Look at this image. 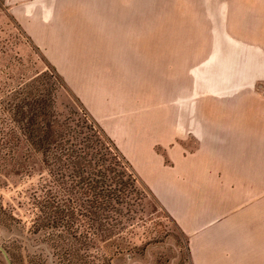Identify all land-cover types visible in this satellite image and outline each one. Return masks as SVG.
Here are the masks:
<instances>
[{
  "label": "crops",
  "instance_id": "1",
  "mask_svg": "<svg viewBox=\"0 0 264 264\" xmlns=\"http://www.w3.org/2000/svg\"><path fill=\"white\" fill-rule=\"evenodd\" d=\"M97 2L6 0L188 236L192 264H264V187L227 183L232 176L206 147L189 151L183 141L200 137L193 109L163 105L149 82L161 68L209 66L248 55L264 60V0H171L177 10L169 19L195 20L193 32L180 33L171 21L162 29L161 11L152 12L148 18L154 21L145 27V11L99 16ZM194 34L200 38L188 37Z\"/></svg>",
  "mask_w": 264,
  "mask_h": 264
},
{
  "label": "trees",
  "instance_id": "2",
  "mask_svg": "<svg viewBox=\"0 0 264 264\" xmlns=\"http://www.w3.org/2000/svg\"><path fill=\"white\" fill-rule=\"evenodd\" d=\"M11 18L19 31L15 46L25 42L37 60L0 37V183L11 175L36 178L30 237H42L58 264H113L120 254L168 240L173 233L164 218L180 234L177 242L183 238L176 247L192 264L188 236ZM1 209L0 223L9 226L13 217Z\"/></svg>",
  "mask_w": 264,
  "mask_h": 264
},
{
  "label": "rangeland",
  "instance_id": "3",
  "mask_svg": "<svg viewBox=\"0 0 264 264\" xmlns=\"http://www.w3.org/2000/svg\"><path fill=\"white\" fill-rule=\"evenodd\" d=\"M96 6L99 16L112 10L145 11V27L152 25L154 20L148 16H153L154 11L162 12V18L157 20L162 29H168L170 21L177 23L179 33L193 32L196 26L193 19H169L170 11L177 10L175 4L171 7V0H98ZM11 17L15 18L6 0L4 3L0 0V37L7 46L16 48L24 57L32 59V63L35 62L37 55L28 44L21 42L15 46L19 31ZM188 37L200 38L195 34ZM254 57L216 60L209 66L161 68V74L151 76L149 82L156 84L163 105L176 102L179 110L193 109L194 130L200 137L193 135L183 141L189 151H196L203 145L212 158H218L216 165L232 176L225 178V182L239 187L263 188L264 64L260 63L264 60H250ZM244 63L247 65H240ZM38 65L43 67L40 62ZM62 96L67 100L66 94ZM35 183L36 178L26 174L11 175L0 183L1 212L13 217L8 221L9 226L0 223V244L7 249L13 264H58L42 237H30L29 229L35 217ZM161 220L173 233L168 240L144 250L120 254L114 258L113 264H155L157 261L161 264H190L187 254L176 247L184 243L183 238L178 243L180 234L173 224L168 219ZM0 264H8L1 251Z\"/></svg>",
  "mask_w": 264,
  "mask_h": 264
},
{
  "label": "water",
  "instance_id": "4",
  "mask_svg": "<svg viewBox=\"0 0 264 264\" xmlns=\"http://www.w3.org/2000/svg\"><path fill=\"white\" fill-rule=\"evenodd\" d=\"M0 251L2 252V254H3L5 260L7 261V263H8V264H13V262H12V260H11V257H10V255H9L7 249H6L3 245H1V244H0Z\"/></svg>",
  "mask_w": 264,
  "mask_h": 264
}]
</instances>
